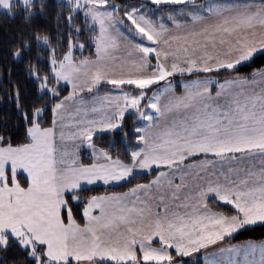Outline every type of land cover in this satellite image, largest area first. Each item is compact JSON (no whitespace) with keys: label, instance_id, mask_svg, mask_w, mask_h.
<instances>
[{"label":"snow or ice","instance_id":"snow-or-ice-1","mask_svg":"<svg viewBox=\"0 0 264 264\" xmlns=\"http://www.w3.org/2000/svg\"><path fill=\"white\" fill-rule=\"evenodd\" d=\"M0 20V264H264V0Z\"/></svg>","mask_w":264,"mask_h":264},{"label":"trees","instance_id":"trees-1","mask_svg":"<svg viewBox=\"0 0 264 264\" xmlns=\"http://www.w3.org/2000/svg\"><path fill=\"white\" fill-rule=\"evenodd\" d=\"M15 23H16L15 21L9 22V21L0 20V36L4 34V29L9 27L10 24H15ZM120 190L121 189L119 188H108L107 189V191H120ZM93 191L103 192L105 191V188L100 186V187H96L95 189H93ZM247 239H251L253 241L263 240L264 239V226H260V225L254 226L249 231L241 235L235 236V241H242V240H247Z\"/></svg>","mask_w":264,"mask_h":264},{"label":"rangeland","instance_id":"rangeland-1","mask_svg":"<svg viewBox=\"0 0 264 264\" xmlns=\"http://www.w3.org/2000/svg\"><path fill=\"white\" fill-rule=\"evenodd\" d=\"M264 240V239H263ZM259 241H261V240H258V241H255V242H259Z\"/></svg>","mask_w":264,"mask_h":264}]
</instances>
